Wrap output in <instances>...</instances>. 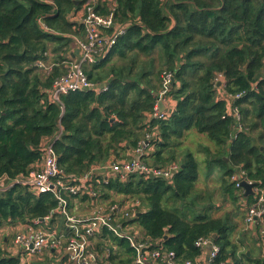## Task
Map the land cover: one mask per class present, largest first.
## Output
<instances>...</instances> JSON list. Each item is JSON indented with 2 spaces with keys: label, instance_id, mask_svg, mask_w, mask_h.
Instances as JSON below:
<instances>
[{
  "label": "trees",
  "instance_id": "16d2710c",
  "mask_svg": "<svg viewBox=\"0 0 264 264\" xmlns=\"http://www.w3.org/2000/svg\"><path fill=\"white\" fill-rule=\"evenodd\" d=\"M90 1L0 0V181L11 183L39 169L42 148L57 136L59 167L79 176L94 163L123 160L120 153L129 159L154 133L153 150L143 160L160 168L177 165L170 180H111L100 199L138 200L129 224L147 248L173 252L180 264H195L201 255L195 242L213 235L220 250L211 264H264V254L254 257L251 250L258 242L264 249L260 226L254 232L246 228L254 241L233 240L239 226L233 216L213 217L211 195L195 190L202 161L180 149L187 133L202 135L211 146L201 148L203 163L220 169L221 194L245 214L254 196L244 198L231 177L242 171L246 180L264 187V1L94 0L95 13L107 16L113 9L114 21L127 26L107 58L84 67L89 81L106 84V90L70 93L52 102L49 91L64 73L71 36L82 32L70 17ZM166 74L173 83L165 85ZM161 93L176 106L168 118H152ZM77 200L96 205L87 194L71 196L70 210ZM56 209L49 193L35 195L16 184L0 191V225L30 224L51 213L53 224ZM95 237L100 253L109 249L98 264H134L127 240L106 229ZM54 261L50 251L22 263L20 254L0 247V264Z\"/></svg>",
  "mask_w": 264,
  "mask_h": 264
},
{
  "label": "built area",
  "instance_id": "2783aa9c",
  "mask_svg": "<svg viewBox=\"0 0 264 264\" xmlns=\"http://www.w3.org/2000/svg\"><path fill=\"white\" fill-rule=\"evenodd\" d=\"M94 0H92L93 2ZM112 0H109L111 2ZM92 2L82 7V13L76 17L77 11L71 15L70 21L78 25L82 32L80 36H71L73 46L67 52V59L62 63L64 73L56 77L49 91L52 102H60L61 96L75 92L97 91L103 92L106 86L99 89L91 83L84 72V67L93 66L99 61L108 57L117 39L125 34L127 26L117 24L114 21V11L107 16H100L95 13ZM40 27L49 31L39 20ZM39 66L48 73L51 67H45L42 63ZM170 74L164 77L165 85L169 84ZM99 85V84H98ZM238 94L234 98L238 99ZM163 93L154 106L152 118H168V112L160 111L158 103L163 101ZM155 137L154 133L147 134L141 140L128 161L115 160L110 158L104 165L94 163L89 170L79 176L66 175L58 165V157L54 150V144L58 136L46 143L42 148V161L39 169L31 172L30 176L16 179L11 183L0 181V191L5 192L12 185H21L35 195L52 194L57 201L59 217L62 218L63 231L57 232L51 227L53 213L43 219H35L30 224H21L15 237L14 245L21 255V262L33 258L45 251L62 254L61 264H98L104 255L109 253L108 248L100 250L92 247L96 240L97 232L102 229L110 231L114 237L125 239L135 252L134 264H180L177 262L173 252L162 251L159 248L149 249L140 240L137 229L129 224L136 213L138 200L125 198L122 203H114L103 208L93 207L91 216L72 217L70 216L69 201L71 196H82L87 194L95 203L101 197V189L111 180L125 183L131 176H139L147 179L170 180L172 174L178 170L177 165L167 168H160L148 165L143 157L149 155L153 150L151 142ZM236 187L246 180L242 171L236 172L231 177ZM253 203L246 209L244 223L245 227L252 228L260 226V233L264 242V187L254 184ZM102 207V206H101ZM58 223V222H57ZM56 223V224H57ZM195 246L201 250L200 258L206 256L205 264H211L219 253V246L213 243V238H199ZM26 254V255H25ZM23 256V258H22ZM182 264H191L186 261ZM220 264H229L227 261Z\"/></svg>",
  "mask_w": 264,
  "mask_h": 264
},
{
  "label": "rangeland",
  "instance_id": "374dc122",
  "mask_svg": "<svg viewBox=\"0 0 264 264\" xmlns=\"http://www.w3.org/2000/svg\"><path fill=\"white\" fill-rule=\"evenodd\" d=\"M183 143H184L183 144L184 146H187L186 144H188L189 142L187 140L186 142L183 141ZM204 143H205V146H203V147H207L208 142L204 141ZM194 144L196 146L198 143L195 142ZM201 148L202 147L200 146V149ZM193 149L192 150L196 152L197 146L193 147ZM120 154L123 155V156H121V158H123V160H125V161L129 160L126 157V154H124V153H120ZM201 154L198 155L197 158H200ZM202 156H203L202 159H205L206 155L202 154ZM204 163L202 161L201 165H198V174L199 175H198V180H197L196 185H195L196 186L195 190L197 192H201V195H203L204 192H206V193H204V195H211L212 200L214 201V209L210 214L213 217H224L225 214L228 213V211H230L231 213L236 212V215H238V216L242 215V218H243V215L245 217V214L241 213L240 210L237 209V207L235 205H233L226 196L222 195L221 193L220 194L216 193L222 187V182L219 180L220 169L216 168V166H213V168H208L206 166V164H204ZM99 165H104V163H100ZM210 173H211V175H209ZM207 175H209V176L207 177ZM107 193H109V192H107ZM109 194H111V193H109ZM120 197H122V196H114V197L110 196V199H107V200L106 199H99V200L95 201V204L97 205V209L103 208L104 206L110 205V203L112 201H115L116 203H119L120 201L122 202L123 199H121ZM241 202L242 201H240L239 203H241ZM74 203H75L74 205H76V207L70 211V216H72V217H85V216H91L92 215V212L94 210H93V207L88 202L80 203L77 200V201H74ZM239 206L242 207L241 204ZM242 208H241V210H242ZM57 222H58V224H56ZM54 223L55 224L51 227L52 229L55 230L54 227H56L57 232L63 231L64 223H63L62 218L57 217V221ZM19 225H20V223H15L12 225V226H17V229H14V231L9 233V238L13 239V237H15V235L18 231V228L20 227ZM244 225H245V223H244ZM94 245L95 246L97 245L96 240L92 243L93 248H94ZM15 248L18 249L17 247H15ZM47 252L48 251H45L41 254L44 255V254H47ZM55 257H56V259H61L62 254L55 253ZM22 258H23V256H22ZM54 263L57 264L56 261H54Z\"/></svg>",
  "mask_w": 264,
  "mask_h": 264
},
{
  "label": "crops",
  "instance_id": "0c3cea01",
  "mask_svg": "<svg viewBox=\"0 0 264 264\" xmlns=\"http://www.w3.org/2000/svg\"><path fill=\"white\" fill-rule=\"evenodd\" d=\"M81 13H82V8L77 11L76 17L79 18ZM162 105H163V111L164 112L173 111L175 106H176L175 102L172 101L170 98H165V100L163 101ZM187 140H188L189 143L186 144L187 146H184L183 145L184 144L183 141L186 142ZM204 141L208 142L202 135H199V134L191 131V132L187 133L183 137L182 141L180 142L181 143L180 144V146H181L180 149H182V148L183 149H188L197 158L198 155H200L201 153L203 154V152L200 149V146L201 147L205 146ZM195 142L198 143L196 145L197 146V149H196L197 151L196 152L193 151L194 150L193 147H196L195 144H194ZM207 144H208L207 147L211 148L209 143H207ZM202 154H201V157L199 156L200 158H197L200 162L204 160V159H202L203 158ZM216 193L220 194L221 190H219ZM240 204L244 208L245 201H242ZM228 214H231L233 216L234 221L237 222L238 225H239L237 230L234 232V234L232 236L233 240L238 241L240 239V237H242L243 240L245 241V243H247L246 241H254L255 236H254L253 232L255 231L256 227H252L251 229H252L253 232L248 234V231H246L247 229H246V227L244 225V215H243V218H242V215H239V216L235 215L236 212H232L231 213L230 211H228ZM12 225L13 224H11V223H3L2 225H0V247L3 248L9 255H19L20 251L15 248V245L13 243L14 237H13V239L9 238V233L14 231V229H17V226H12ZM261 245L262 244L258 242V244H256L255 246H251L252 254H253L254 257L255 256L256 257H260V256H262L264 254V249L262 248ZM247 253H249V250L247 251ZM56 262H57V264H61L60 263V259H56ZM204 262H206V256L205 255L203 256V259L199 257L196 260L195 264H205Z\"/></svg>",
  "mask_w": 264,
  "mask_h": 264
},
{
  "label": "water",
  "instance_id": "95a60500",
  "mask_svg": "<svg viewBox=\"0 0 264 264\" xmlns=\"http://www.w3.org/2000/svg\"><path fill=\"white\" fill-rule=\"evenodd\" d=\"M261 1H264V0H261ZM170 82L173 83V78L170 79ZM105 86H106V84H99V85H97V87L99 89H101V88H103ZM158 107H159V110L160 111H163V105H162V102L161 101L158 103ZM240 187L244 191V194H243V197L244 198H246L249 195H253L254 194L253 191H252L253 190V187H254V184L253 183H247L245 181H242L240 183ZM212 238L214 239L215 238V235H213ZM247 254L249 255V253H247Z\"/></svg>",
  "mask_w": 264,
  "mask_h": 264
}]
</instances>
